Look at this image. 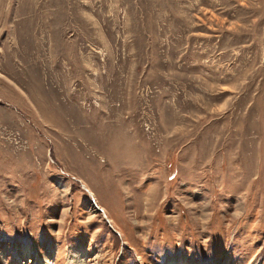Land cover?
<instances>
[{"label":"rangeland","instance_id":"obj_1","mask_svg":"<svg viewBox=\"0 0 264 264\" xmlns=\"http://www.w3.org/2000/svg\"><path fill=\"white\" fill-rule=\"evenodd\" d=\"M80 256L264 264V0H0V264Z\"/></svg>","mask_w":264,"mask_h":264},{"label":"bare ground","instance_id":"obj_2","mask_svg":"<svg viewBox=\"0 0 264 264\" xmlns=\"http://www.w3.org/2000/svg\"><path fill=\"white\" fill-rule=\"evenodd\" d=\"M106 210V209H105ZM108 213V212H107ZM111 217V216H110ZM82 262H83V259H82V256H80L79 257V263L80 264H82ZM40 264H52V262H50V261H46V262H44V261H40ZM177 264H185V261L184 260H179L178 262H177Z\"/></svg>","mask_w":264,"mask_h":264},{"label":"clouds","instance_id":"obj_3","mask_svg":"<svg viewBox=\"0 0 264 264\" xmlns=\"http://www.w3.org/2000/svg\"><path fill=\"white\" fill-rule=\"evenodd\" d=\"M241 214H242L241 211L239 209H237L235 212H233L232 215L234 218H239Z\"/></svg>","mask_w":264,"mask_h":264}]
</instances>
